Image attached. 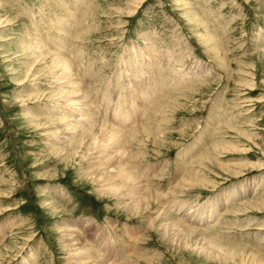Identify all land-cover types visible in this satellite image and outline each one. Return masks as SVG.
I'll list each match as a JSON object with an SVG mask.
<instances>
[{"label":"rangeland","instance_id":"obj_1","mask_svg":"<svg viewBox=\"0 0 264 264\" xmlns=\"http://www.w3.org/2000/svg\"><path fill=\"white\" fill-rule=\"evenodd\" d=\"M76 263L264 264V0H0V264Z\"/></svg>","mask_w":264,"mask_h":264},{"label":"bare ground","instance_id":"obj_2","mask_svg":"<svg viewBox=\"0 0 264 264\" xmlns=\"http://www.w3.org/2000/svg\"><path fill=\"white\" fill-rule=\"evenodd\" d=\"M70 31V30H69ZM62 32V31H61ZM73 34V33H72ZM36 49V48H35ZM40 49V48H39ZM39 54V53H38ZM54 63L55 64H57V66H59L60 67V70L61 71H63L62 73H64L65 72V78H64V81H65V83H64V85H66V86H69V87H71V89H72V87H74V91L73 92H67L66 94V96L68 97V102L70 103H72V106H74L75 107V110L74 111H77V112H81L80 113V117H84L81 121L83 122V121H88V124L87 125H84V124H82V122H78V124L77 125H81L80 127H83V128H88L87 130H85V131H88V132H90V133H93L95 130H96V132H100V134L102 135H106V137H107V139H108V141H110V143L106 140V143L108 142V144H111V142H114V143H116V144H118V146H117V148L118 147H120L122 144H123V142H122V140H123V137L125 136V134H128L129 136H130V139H132V140H134V141H136L137 140V134H140L139 133V131H136V130H138L137 128H138V126L137 125H142V123H141V121H142V119H143V117H142V119H140V121L137 119V117H136V115L135 114H133V117H134V119H135V117H136V120L134 121L132 118H128V117H130V112L128 113L126 110H127V106H124V104L123 103H121V105L120 106H123L122 108L121 107H119V109H121V110H123V112L122 111H120V112H122V115H120V117H124L123 119L122 118H120L119 117V115H118V117H119V119H116V118H114V119H116V120H119V122H121L120 124L122 125V126H119L120 128H116V127H110V126H107L108 124L106 123V122H103V121H101L100 122V120L97 118V117H95L94 115H90V112H89V110L90 109H86V106H87V104H85L84 102H81V103H78V98H77V100L75 99H71V98H74V96H76L77 95V93L78 92H81V91H79V90H77L76 89V87L72 84L73 83V81L71 80V78H70V76L71 75H69V70H71L70 69V65L67 63V61L66 60H54ZM71 64V63H70ZM73 66V65H72ZM72 68V67H71ZM62 75V74H61ZM63 76V75H62ZM63 78V77H62ZM61 78V79H62ZM66 79H68V80H66ZM73 79V78H72ZM68 87V88H69ZM146 88V87H145ZM143 95V94H142ZM132 99V98H131ZM66 101V100H65ZM127 101V100H126ZM132 101H133V99H132ZM152 101V100H151ZM135 103V102H134ZM137 108V107H136ZM130 110V109H129ZM136 110H138V109H136ZM141 110V109H140ZM119 111V110H118ZM117 111V114L118 113H120V112H118ZM76 112V113H77ZM140 112V111H139ZM160 112V111H159ZM92 114V113H91ZM111 113H107L106 115H110ZM116 114V113H115ZM114 116H117V115H114ZM142 116V115H141ZM111 117H113V116H110V118ZM117 117V118H118ZM86 118V119H85ZM121 119H122V121H121ZM113 120V119H112ZM128 120H131V122H132V124L131 125H129L128 127L126 126V121H128ZM137 123V124H136ZM105 124H107V125H105ZM136 124V125H135ZM145 125V124H144ZM144 125H142V126H144ZM85 126V127H84ZM78 128V127H77ZM75 129H76V127H75ZM85 131H84V133H85ZM140 132H142V131H140ZM159 132V131H158ZM154 128H151V129H147V130H143V133L142 134H144L145 136H147V137H149V136H154ZM96 135V134H95ZM100 135V137H102ZM126 138V137H125ZM94 139H95V137H94ZM98 139V138H97ZM101 139V138H100ZM102 139H104V136H103V138ZM103 141V140H102ZM126 142V141H125ZM124 142V143H125ZM119 149V148H118ZM120 149H121V147H120ZM123 151H124V149H122ZM123 151H119L118 153H117V156L119 155L120 156V166H118L119 167V169H118V174H120V176L122 175L123 176V178L122 179H124V180H122V181H126V183H129V182H131V188L132 187H135L134 189H138V191H142V189H143V184L142 183H140V177H135V176H133V175H131V174H129V172H128V169H127V165H128V163H125V161H124V159H126L127 157H128V154H126V153H124ZM117 152V151H116ZM125 154H126V156H125ZM129 158V157H128ZM203 159H205V160H208L209 159V155H205L204 157H203ZM128 162V161H127ZM129 167V166H128ZM179 170V169H178ZM145 175V174H144ZM121 176V177H122ZM147 185V184H146ZM149 186V185H148ZM145 187H147V186H145ZM146 191V190H145ZM149 191V190H148ZM160 191V190H159ZM139 193V192H138ZM142 193H143V191H142ZM142 193L140 194V197H143V198H145L144 196H141L142 195ZM147 194L149 195V196H152V198H153V196H154V198L156 199V200H158V196L156 195L155 196V193L154 194H152V193H148L147 192ZM158 194V193H157ZM151 200V199H150ZM145 201H146V199H145ZM169 201V200H168ZM143 202V201H142ZM145 203V202H144ZM251 204V203H250ZM245 206H247L248 204H244ZM253 205V204H252ZM254 206V208L255 207H257L256 206V204H254L253 205ZM185 208V207H184ZM192 213V212H191ZM203 221H205V220H203V218L202 219H200V223L199 224H202V222ZM220 221V220H219ZM196 222V221H195ZM218 224V223H217ZM216 225V224H215ZM195 229V228H194ZM190 230H193L192 228L190 229ZM197 230V229H196ZM67 233V232H66ZM73 234V233H72ZM71 238L73 239V241H75V237H72L71 236ZM76 264H79V263H76Z\"/></svg>","mask_w":264,"mask_h":264}]
</instances>
